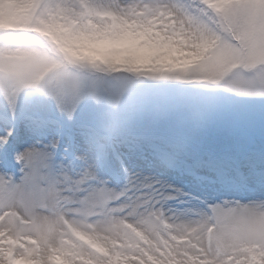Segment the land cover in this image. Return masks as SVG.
<instances>
[{
    "label": "snow or ice",
    "instance_id": "snow-or-ice-1",
    "mask_svg": "<svg viewBox=\"0 0 264 264\" xmlns=\"http://www.w3.org/2000/svg\"><path fill=\"white\" fill-rule=\"evenodd\" d=\"M0 264H264V0H0Z\"/></svg>",
    "mask_w": 264,
    "mask_h": 264
}]
</instances>
